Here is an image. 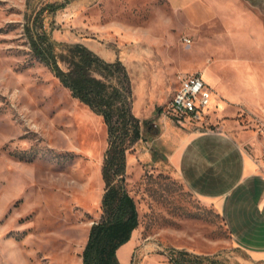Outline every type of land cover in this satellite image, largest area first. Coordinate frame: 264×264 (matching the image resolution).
I'll use <instances>...</instances> for the list:
<instances>
[{"label":"rangeland","instance_id":"rangeland-1","mask_svg":"<svg viewBox=\"0 0 264 264\" xmlns=\"http://www.w3.org/2000/svg\"><path fill=\"white\" fill-rule=\"evenodd\" d=\"M44 35L65 72L63 56L83 44L130 73L143 139L128 152L126 188L140 224L120 264H172V250L241 264L221 215L169 163L175 132L264 128V26L245 28L241 0H0V264H83L103 216L108 128L37 53L50 49ZM196 73L216 110L186 129L167 108Z\"/></svg>","mask_w":264,"mask_h":264},{"label":"trees","instance_id":"trees-1","mask_svg":"<svg viewBox=\"0 0 264 264\" xmlns=\"http://www.w3.org/2000/svg\"><path fill=\"white\" fill-rule=\"evenodd\" d=\"M39 37L50 49L44 55L38 51L37 43V53L41 58L47 57L45 63L62 85L76 100L101 116L108 128L103 216L91 230L83 264H120L118 251L131 241L140 224L137 204L126 188L128 152L143 139V123L133 111L134 91L129 70L122 61L107 62L85 45L77 44L69 47L62 58L70 67L65 72L58 65L53 41L45 35ZM169 255L172 264H206L205 259L188 252L172 250Z\"/></svg>","mask_w":264,"mask_h":264},{"label":"crops","instance_id":"crops-1","mask_svg":"<svg viewBox=\"0 0 264 264\" xmlns=\"http://www.w3.org/2000/svg\"><path fill=\"white\" fill-rule=\"evenodd\" d=\"M241 22L260 35L264 0H241ZM234 128L175 132L167 124L177 137L169 163L187 189L221 215L241 264H264V128L233 133Z\"/></svg>","mask_w":264,"mask_h":264},{"label":"built area","instance_id":"built-area-1","mask_svg":"<svg viewBox=\"0 0 264 264\" xmlns=\"http://www.w3.org/2000/svg\"><path fill=\"white\" fill-rule=\"evenodd\" d=\"M213 90L201 73L185 75L167 108V114L177 123L202 127L209 123L213 109Z\"/></svg>","mask_w":264,"mask_h":264},{"label":"bare ground","instance_id":"bare-ground-1","mask_svg":"<svg viewBox=\"0 0 264 264\" xmlns=\"http://www.w3.org/2000/svg\"><path fill=\"white\" fill-rule=\"evenodd\" d=\"M204 76H205V74H204Z\"/></svg>","mask_w":264,"mask_h":264}]
</instances>
